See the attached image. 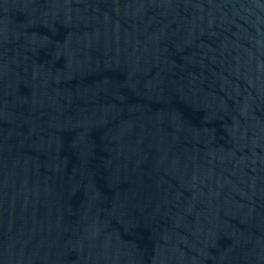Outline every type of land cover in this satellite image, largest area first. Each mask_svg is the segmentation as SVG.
<instances>
[{
  "label": "water",
  "instance_id": "95a60500",
  "mask_svg": "<svg viewBox=\"0 0 264 264\" xmlns=\"http://www.w3.org/2000/svg\"><path fill=\"white\" fill-rule=\"evenodd\" d=\"M0 264H264V0H0Z\"/></svg>",
  "mask_w": 264,
  "mask_h": 264
}]
</instances>
